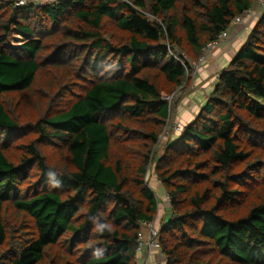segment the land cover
Returning a JSON list of instances; mask_svg holds the SVG:
<instances>
[{"label": "trees", "instance_id": "trees-1", "mask_svg": "<svg viewBox=\"0 0 264 264\" xmlns=\"http://www.w3.org/2000/svg\"><path fill=\"white\" fill-rule=\"evenodd\" d=\"M256 2L0 0V264H138L142 225L159 213L152 162L171 209L166 264H264V14L199 115L152 157L163 98ZM42 77L40 115L23 124L5 99Z\"/></svg>", "mask_w": 264, "mask_h": 264}, {"label": "crops", "instance_id": "crops-1", "mask_svg": "<svg viewBox=\"0 0 264 264\" xmlns=\"http://www.w3.org/2000/svg\"><path fill=\"white\" fill-rule=\"evenodd\" d=\"M6 1H17V0H6ZM28 3H33L36 5H49V4H55L57 2L61 1H68V0H27ZM242 26V25H240ZM241 27L238 26H232L231 29L228 31V34L231 35V40L234 42L235 40H239V43L243 42V38L245 36V31L239 30ZM249 34V33H247ZM242 40V41H241ZM218 48V47H216ZM215 48V49H216ZM235 51V52H234ZM236 52H238L237 47H231L230 44H227L221 48H218L214 54L211 56V63L205 62L203 70L198 76L194 78V80L191 82L189 90L192 92L189 97L186 98L185 101V111L181 115H178L176 122L179 124V122L184 123V128L191 123L192 120L195 118V113L198 114L200 110H202L205 103L209 100L208 98L211 96L210 90H213L215 82L219 80V74L232 62L233 58L235 57ZM226 53H232V56H226V58L223 59L222 54ZM207 67L206 69H204ZM200 70V71H201ZM214 72V73H213ZM213 73V74H212ZM204 92V94L201 96V99L204 100L202 102L197 101L199 99V93ZM193 112V113H192ZM185 119V120H183ZM186 119H190L189 122H187ZM180 125V124H179ZM181 126V125H180ZM180 136H174L169 139V142L176 141L179 139ZM151 189L154 191V193L157 195L160 194V201L161 204L159 205V213L156 218V221L154 222L155 225L158 226V228H162V226L167 223L170 220L169 212H171L170 209V203L167 200V193L162 188L160 183L157 180H152L151 182ZM164 191H163V190ZM162 208V210H161ZM142 232L144 235H147V229L143 228ZM138 264H166L165 256L161 252H151L148 253L146 250H142L139 253L138 258Z\"/></svg>", "mask_w": 264, "mask_h": 264}, {"label": "rangeland", "instance_id": "rangeland-1", "mask_svg": "<svg viewBox=\"0 0 264 264\" xmlns=\"http://www.w3.org/2000/svg\"><path fill=\"white\" fill-rule=\"evenodd\" d=\"M46 1V0H45ZM43 5H45V4H43ZM257 6H258V4H257V2L255 3V5H254V7H253V9L255 10V11H257ZM264 13H262L261 15H256L255 16V18L252 20V21H249V22H247L245 25H242V26H240V25H235V26H238V27H241L239 30H242V31H247L246 33H245V36H244V38L242 39L243 40V42L241 43V45H240V43H239V40H235L234 42H232V40H231V35H229L228 36V38L226 39V40H224L222 43H220L219 45H217L216 47H218V48H221V47H223V46H225V45H227V44H230L231 45V47H234V46H236L237 47V50L239 51V49L243 46V44L246 42V40H247V38L249 37V34L251 33V31L255 28V26H256V24L260 21V19H261V17H262V15H263ZM247 33H249V34H247ZM241 40V41H242ZM215 47V48H216ZM213 48V49H211V51L210 52H208L207 54H206V61H207V63H211V62H209V61H211V56L214 54V52L218 49V48ZM235 52V51H234ZM224 54H226V53H223L222 54V56H223V59L224 58H226V56H224ZM236 54H237V52H236ZM235 54V55H236ZM226 55H228V56H232V53H229V54H226ZM207 67H205L204 69H206ZM193 67H192V65H190V72H191V75H193ZM203 70H201V71H199L198 72V75L202 72ZM214 73V72H213ZM212 73V74H213ZM198 75H196V76H198ZM195 76V77H196ZM43 79H44V77H42L41 78V80H38V82L35 84V86H34V89H33V92H32V94H23V95H18V94H15V95H10V96H8V97H6V106L9 108V109H11V111H12V113H13V115L15 116V117H19V118H21V122L24 124V123H27L28 121H29V119L30 118H33V117H35V116H39L40 115V102H38L39 103V107H37L36 105V103H37V99L35 100V97H36V95H38V96H41V95H43L42 94V90L44 89V87H45V84H44V82H43ZM194 80V78H192V80L191 81H189L188 83H186L184 86H182L177 92H178V98H177V100L176 101H174V103L172 104V106H171V108H170V123H175L176 122V119H177V117H178V115H181L182 113H183V111H185V108H186V105H185V101H186V98L187 97H189L190 96V94L192 93L190 90H189V88H190V85H191V82ZM218 83H219V80L217 81V82H215V85H214V88H213V90H210V91H214V89L216 88V86L218 85ZM212 92H211V94H212ZM200 95H199V99L197 100V101H199V102H202V101H204V100H202L201 99V96L204 94V92L202 91V93H199ZM210 98V97H209ZM208 98V99H209ZM38 111V112H37ZM35 112H37V114H35ZM201 112V110L199 111V113ZM193 113V112H192ZM199 113L198 114H196L195 113V115H194V117L196 118L198 115H199ZM195 118L192 120V121H194L195 120ZM183 120H185V119H183ZM187 120V122H189L190 121V119H186ZM190 123V122H189ZM179 124L183 127V129H185L184 128V123L183 122H179ZM161 136H162V134H161ZM160 136V137H161ZM174 136H179V135H173V138H174ZM173 142H175V141H173ZM168 143H170L169 142V137H166V138H161V140H159V145L154 149V153H153V159L155 158V157H157V156H163V154H164V151H165V147H166V145L168 144ZM47 156L49 157V159L51 160V161H59V159H60V157H59V155H58V153L57 152H55L53 149H49L48 151H47ZM13 162H15V163H17V161H18V159H17V157H15V156H13V157H11L10 158ZM62 162H65V161H62ZM153 168H154V165H153V162H152V164L150 165V167L148 168V170H149V172H148V174H147V179L149 180V187L151 188V182H152V180H155V179H157L156 178V176H155V172H154V170H153ZM154 177V178H153ZM158 182H159V180H157ZM160 183V182H159ZM163 190V189H162ZM164 191V190H163ZM160 194L158 193L157 194V198L159 199V200H161L160 199ZM167 200H168V202H169V198H168V195H167ZM159 203L161 204V201H159ZM170 203V202H169ZM160 210V209H159ZM161 210H162V208H161ZM169 216L171 217V212H169ZM13 219H14V214H13V212L11 211V210H8V212H7V215H6V222H7V225L10 227V225H13L14 224V221H13ZM156 227L158 228V226L156 225ZM53 254H55V251H54V253H52L51 255H53ZM52 260V258H46L45 259V261L43 262V264H49V262Z\"/></svg>", "mask_w": 264, "mask_h": 264}, {"label": "built area", "instance_id": "built-area-1", "mask_svg": "<svg viewBox=\"0 0 264 264\" xmlns=\"http://www.w3.org/2000/svg\"><path fill=\"white\" fill-rule=\"evenodd\" d=\"M28 4L27 0H17L16 1V6L17 7H23ZM257 11L254 9H250L243 13L241 16L237 17L233 23V26L235 25H245L247 22L252 21L255 16L261 15L264 13V0H257ZM229 34L228 32H225L219 39L218 42L210 44L205 50H204V55L198 62H192L191 65L194 68L193 69V75L192 78H195V76L198 74V72L203 68L205 62H206V54L211 51V49L215 48L217 45L222 43L224 40L228 38ZM169 54L170 56L176 60L179 64L184 66L187 69V62L188 58L184 53H179L178 51L172 50L168 46ZM189 74V72H188ZM178 92L173 93L172 95L165 96L163 99L164 101L168 104L169 106V114H170V108L174 101L177 100L178 98ZM170 121V119H169ZM168 121L166 127L164 128V131L162 133L161 138H166L173 137V135H179L181 136L184 133V129L182 126H180L177 123H170ZM149 172V170H148ZM169 198V197H168ZM143 228L147 229V235H144L143 232L140 233L139 235V251L141 252L142 250H146L148 253L151 252H161V245H160V229L156 227L155 223H144L142 225ZM142 228V229H143Z\"/></svg>", "mask_w": 264, "mask_h": 264}]
</instances>
